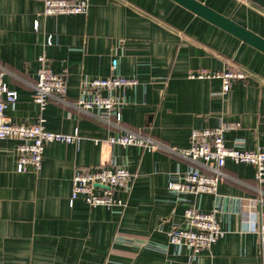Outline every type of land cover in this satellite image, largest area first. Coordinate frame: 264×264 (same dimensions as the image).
<instances>
[{
	"label": "crops",
	"instance_id": "obj_1",
	"mask_svg": "<svg viewBox=\"0 0 264 264\" xmlns=\"http://www.w3.org/2000/svg\"><path fill=\"white\" fill-rule=\"evenodd\" d=\"M199 1L264 37V0ZM41 9V0H0V64L7 86L17 91L5 112L14 122L41 114L46 129H77L82 138L48 143L39 170L24 172L15 168L17 139H0V264H264V247L247 230L241 207L257 196L251 163L227 158L223 169L230 176L215 194L178 193L167 182L196 166L187 157L95 142L123 129L54 99L40 111L32 98L40 54L63 75L70 102L83 79L108 76L115 60L119 73L138 81L115 91L122 98L121 127L184 148L192 128L235 121L223 133L225 144L252 149L264 146V52L175 0H88L84 13L43 15ZM200 67L244 77L231 79L224 92L221 77L188 76ZM120 164L135 174L129 191H115L124 207L89 206L81 196L69 201L76 169ZM187 205L217 206L225 229L196 254L166 236L184 225ZM251 208L258 226L264 204Z\"/></svg>",
	"mask_w": 264,
	"mask_h": 264
},
{
	"label": "built area",
	"instance_id": "obj_2",
	"mask_svg": "<svg viewBox=\"0 0 264 264\" xmlns=\"http://www.w3.org/2000/svg\"><path fill=\"white\" fill-rule=\"evenodd\" d=\"M43 15L58 13H84L88 9V0H41ZM38 21H34L37 28ZM47 43H51V35L47 36ZM39 66L37 79L32 84L33 101L41 111L48 99H54L74 108L90 112L106 124H112L123 131L111 133L105 138H93L95 142H106L122 146L134 144L144 149H164L187 157L196 166L185 171L178 178L168 180V189L181 193H217L220 180L229 177L223 169L227 158L234 162H248L254 167L253 179L257 196L250 198L247 206L241 205L242 211L248 213L247 230L255 231L259 244L264 247V211L258 226L255 225V213L251 208L255 203L264 204V146L252 149L228 146L225 144L223 133L229 128L238 125L235 121H220L213 127H194L190 131L189 146L178 148L168 145L148 134L120 125L121 112L119 107L122 98L115 93L121 87H132L137 84L135 77L122 75L117 70L115 60L111 61L110 74L106 77H90L82 80L81 94L72 102L64 97L66 83L61 73L51 69L43 54L37 56ZM8 73L6 67L0 64V139H17L15 146V168L19 172L27 170L37 171L41 167L43 150L50 142L60 141L65 143L78 142L82 135L77 129L72 132L52 131L44 127V118L39 114L35 121L14 122L6 114L5 109L17 98V91L7 86L4 74ZM189 77H221L222 91H227L231 79L242 78L240 71H210L200 67L191 69ZM113 115V118H111ZM126 165H105L93 169H76L72 174L69 201L72 202L81 196L89 206L104 205L109 208H122L126 205L125 199L115 194L117 189L129 191L134 178ZM218 207L214 206L209 211H202L193 205H187L183 210L184 225L174 226L166 231L168 241L174 245H183L193 254L203 249H209L211 244L225 233L218 221L216 213Z\"/></svg>",
	"mask_w": 264,
	"mask_h": 264
},
{
	"label": "water",
	"instance_id": "obj_3",
	"mask_svg": "<svg viewBox=\"0 0 264 264\" xmlns=\"http://www.w3.org/2000/svg\"><path fill=\"white\" fill-rule=\"evenodd\" d=\"M175 1L264 52V37L236 22L230 15L220 13L199 0Z\"/></svg>",
	"mask_w": 264,
	"mask_h": 264
}]
</instances>
